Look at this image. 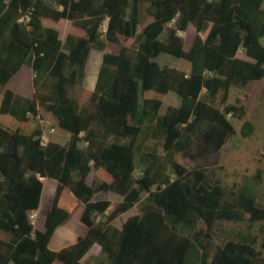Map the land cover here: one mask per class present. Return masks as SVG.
<instances>
[{
  "label": "trees",
  "instance_id": "obj_1",
  "mask_svg": "<svg viewBox=\"0 0 264 264\" xmlns=\"http://www.w3.org/2000/svg\"><path fill=\"white\" fill-rule=\"evenodd\" d=\"M261 86L264 0H0V264H84L100 250L105 264H264V203L208 167ZM231 88L242 92L228 103ZM168 91L179 101L160 112ZM38 116L66 140L41 145ZM79 205L75 240L50 249Z\"/></svg>",
  "mask_w": 264,
  "mask_h": 264
},
{
  "label": "rangeland",
  "instance_id": "obj_2",
  "mask_svg": "<svg viewBox=\"0 0 264 264\" xmlns=\"http://www.w3.org/2000/svg\"><path fill=\"white\" fill-rule=\"evenodd\" d=\"M142 6V5H141ZM146 20L145 16L141 17V21L136 27V32L140 29L144 21ZM168 26L165 27V32L167 31ZM63 27H60V35L62 36ZM93 59L91 61V69L85 74V80L83 79V86L86 87V83L93 79V71L96 69L100 61V52L96 51L93 54ZM157 60L161 64H166L168 66H173L178 69L185 70L188 68V61L177 58L170 54H161L158 56ZM93 70V71H92ZM85 81V82H84ZM242 90L238 88H231L228 93L227 102L230 103L233 101L234 97L241 93ZM162 105L160 107V112H163L167 104H177L179 99L177 95L168 91L163 99ZM47 119L50 121L48 115ZM243 120H249L253 125L252 133L249 136H242L240 134V125ZM37 123V119H33L28 124V131L31 130ZM231 123L234 127V133L227 137L225 143L222 147L214 154L212 159L208 163V167L214 169L217 178L224 185L230 186L233 184H247L253 186L257 195L262 203H264V158L262 153H264V142L262 139V128L264 124V86L260 87L258 99L253 105L246 106L245 115L241 119L233 118ZM67 136L65 132L61 129L54 127V132L49 134V139L58 143H63L66 140ZM139 148L141 149L142 145L151 144V140L147 137L139 138ZM79 145L82 147L83 142H80ZM139 149V151H140ZM136 152V161L140 152ZM261 170L258 181L254 178L256 169ZM93 177L91 174L87 177V180L92 183ZM257 181V184L255 182ZM55 181L52 179H46L43 182V188L40 196V206L34 211V220L40 219V207H42L49 198L51 189L54 186ZM111 204L107 209V212L112 208V206L119 200V197L116 195L109 196ZM81 210V205L75 207L70 213L68 218L64 221L63 224L56 227L48 243L50 249H58L66 244H69L74 241L75 236L72 233V228L74 227L78 214ZM137 212V207L133 206L127 211L119 214L113 224L119 226L125 218L133 213ZM227 223V222H226ZM231 226L230 223H227ZM61 237V238H60ZM84 264H105L106 255L103 251H99L96 254H90L82 259Z\"/></svg>",
  "mask_w": 264,
  "mask_h": 264
},
{
  "label": "built area",
  "instance_id": "obj_3",
  "mask_svg": "<svg viewBox=\"0 0 264 264\" xmlns=\"http://www.w3.org/2000/svg\"><path fill=\"white\" fill-rule=\"evenodd\" d=\"M27 13H23L21 14V16L18 18L19 21H22V20H27ZM101 31L103 32L105 30V22L102 23L101 25ZM37 119V123L42 125V130H41V133H40V136H39V142L41 145H45L48 140H49V134L53 133L54 132V127L48 125L41 117H36ZM34 215H35V212L34 211H30L29 212V218L30 220L32 221L33 218H34Z\"/></svg>",
  "mask_w": 264,
  "mask_h": 264
},
{
  "label": "crops",
  "instance_id": "obj_4",
  "mask_svg": "<svg viewBox=\"0 0 264 264\" xmlns=\"http://www.w3.org/2000/svg\"><path fill=\"white\" fill-rule=\"evenodd\" d=\"M47 1H50V0H47ZM68 26H69V22L68 21H66V20H64V24H63V33H62V36L60 35V37L63 39L64 38V36H65V34H66V32H67V29H68ZM169 26V25H168ZM165 31L163 32V36L165 35ZM261 42H263L262 40H261ZM96 52V51H95ZM94 54V53H93ZM94 56V55H93ZM93 56H92V59H93ZM92 61V60H91ZM99 64V63H98ZM97 67H98V65H97ZM97 67H96V69L94 70V71H97ZM92 67H91V64H90V68H89V70L91 69ZM88 70V71H89ZM186 70V69H185ZM93 71V70H92ZM94 71H93V74H94ZM85 76V75H84ZM94 76V75H93ZM83 79L85 80V77H83ZM85 82V81H84ZM82 83H83V80H82ZM93 83H94V78L92 79V81H88L87 83H86V87L87 88H92V86H93ZM106 212H107V210H106ZM113 220H115V219H113ZM112 224H113V221H112ZM114 225V224H113ZM116 226V225H115ZM120 226V225H119ZM119 226H116V227H119ZM75 236V235H74ZM75 240V239H74Z\"/></svg>",
  "mask_w": 264,
  "mask_h": 264
},
{
  "label": "water",
  "instance_id": "obj_5",
  "mask_svg": "<svg viewBox=\"0 0 264 264\" xmlns=\"http://www.w3.org/2000/svg\"><path fill=\"white\" fill-rule=\"evenodd\" d=\"M11 157H14V154H13V152L11 153Z\"/></svg>",
  "mask_w": 264,
  "mask_h": 264
}]
</instances>
